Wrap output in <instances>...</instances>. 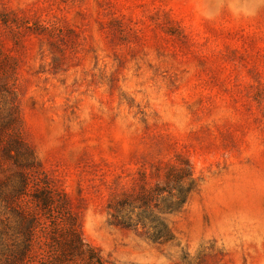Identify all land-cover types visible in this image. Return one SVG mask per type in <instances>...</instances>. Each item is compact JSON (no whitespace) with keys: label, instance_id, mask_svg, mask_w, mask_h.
<instances>
[{"label":"rangeland","instance_id":"obj_1","mask_svg":"<svg viewBox=\"0 0 264 264\" xmlns=\"http://www.w3.org/2000/svg\"><path fill=\"white\" fill-rule=\"evenodd\" d=\"M0 110L106 264H264V0H0ZM184 163L171 243L111 223Z\"/></svg>","mask_w":264,"mask_h":264},{"label":"trees","instance_id":"obj_2","mask_svg":"<svg viewBox=\"0 0 264 264\" xmlns=\"http://www.w3.org/2000/svg\"><path fill=\"white\" fill-rule=\"evenodd\" d=\"M16 116L14 110H0V264H106L83 241L65 196L14 132ZM143 181L134 194L111 197V223L142 229L153 243L165 246L174 235L164 216L181 212L199 184L188 163L166 167L162 184L148 187Z\"/></svg>","mask_w":264,"mask_h":264}]
</instances>
